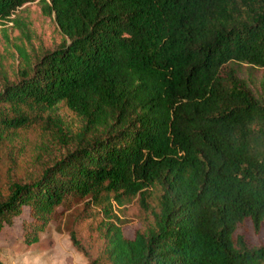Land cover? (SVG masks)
Masks as SVG:
<instances>
[{"label":"trees","instance_id":"obj_1","mask_svg":"<svg viewBox=\"0 0 264 264\" xmlns=\"http://www.w3.org/2000/svg\"><path fill=\"white\" fill-rule=\"evenodd\" d=\"M34 1L63 40L0 92V146L60 104L84 124L0 201V232L90 198L111 218L91 264H264L238 232L264 228V78L244 73L264 69V0H0V21ZM137 197L154 224L127 238L113 211Z\"/></svg>","mask_w":264,"mask_h":264},{"label":"rangeland","instance_id":"obj_2","mask_svg":"<svg viewBox=\"0 0 264 264\" xmlns=\"http://www.w3.org/2000/svg\"><path fill=\"white\" fill-rule=\"evenodd\" d=\"M16 15L17 24L0 21V92L7 82L19 79L28 61L35 63L63 40L55 19L43 12L39 1L25 4ZM22 22L27 25L25 29ZM249 72L257 80L264 78L262 68L244 70ZM83 124L79 115L60 104L46 112L44 119L9 136L0 146V201L16 183L36 181L47 166L73 151ZM149 201L152 208L157 207V191ZM113 212L119 216L115 222L123 227L127 238H133L137 231L147 232L154 224L152 211L142 208L139 197L121 208L114 207ZM109 220L90 198L58 208L46 224L34 219L30 208L25 207L0 232V264H91L106 247ZM238 232L250 243L264 245V228L257 233L245 224ZM34 236L37 241L31 242Z\"/></svg>","mask_w":264,"mask_h":264}]
</instances>
